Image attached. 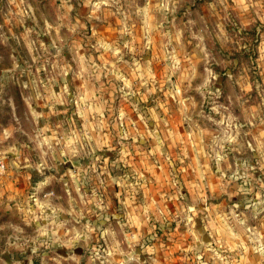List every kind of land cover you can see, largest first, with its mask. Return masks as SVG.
Wrapping results in <instances>:
<instances>
[{"label":"rangeland","instance_id":"rangeland-1","mask_svg":"<svg viewBox=\"0 0 264 264\" xmlns=\"http://www.w3.org/2000/svg\"><path fill=\"white\" fill-rule=\"evenodd\" d=\"M0 264H264V0H0Z\"/></svg>","mask_w":264,"mask_h":264},{"label":"built area","instance_id":"built-area-1","mask_svg":"<svg viewBox=\"0 0 264 264\" xmlns=\"http://www.w3.org/2000/svg\"><path fill=\"white\" fill-rule=\"evenodd\" d=\"M4 165L0 162V169H3Z\"/></svg>","mask_w":264,"mask_h":264}]
</instances>
